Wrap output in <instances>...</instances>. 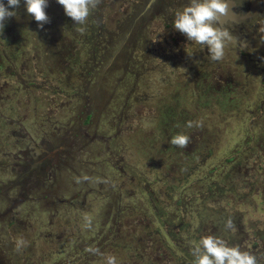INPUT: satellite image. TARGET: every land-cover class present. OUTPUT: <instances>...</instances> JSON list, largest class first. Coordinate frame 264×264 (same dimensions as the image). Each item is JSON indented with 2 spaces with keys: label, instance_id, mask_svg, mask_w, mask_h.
Returning a JSON list of instances; mask_svg holds the SVG:
<instances>
[{
  "label": "rangeland",
  "instance_id": "obj_1",
  "mask_svg": "<svg viewBox=\"0 0 264 264\" xmlns=\"http://www.w3.org/2000/svg\"><path fill=\"white\" fill-rule=\"evenodd\" d=\"M159 5L98 0L74 25L48 0L38 27L21 0L4 21L0 264H106L109 254L186 264L179 257L209 233L246 251L256 241L264 264V16L230 33L213 61ZM178 131L190 137L183 149L168 142ZM30 138L60 163L27 188ZM158 215L174 222L178 248Z\"/></svg>",
  "mask_w": 264,
  "mask_h": 264
},
{
  "label": "clouds",
  "instance_id": "obj_2",
  "mask_svg": "<svg viewBox=\"0 0 264 264\" xmlns=\"http://www.w3.org/2000/svg\"><path fill=\"white\" fill-rule=\"evenodd\" d=\"M56 3L62 6L64 14L71 18L74 25H84L98 0H56ZM20 4L21 0H0V31L6 18L16 15L15 9ZM47 5L48 0H23L25 12L38 22V27H42L49 19L45 11ZM228 7V0H186V3L174 8L172 27L182 33L187 41L201 46L202 49L206 46L209 59L219 61L223 58L226 43L231 38L230 32L220 24V18L226 16ZM77 30L83 31V28ZM195 126L200 127V123L196 122ZM186 127H193V122H187ZM168 142L183 149L190 142V137L187 133L178 131ZM224 227L228 230L234 229L231 216L225 219ZM25 243L23 238L18 239L17 250L25 246ZM86 251L103 255L96 247H88ZM190 251L192 264H257L253 253L242 250L239 245H230L225 239L211 233L194 241ZM104 259L106 264H119L115 255H106Z\"/></svg>",
  "mask_w": 264,
  "mask_h": 264
},
{
  "label": "flooded vegetation",
  "instance_id": "obj_3",
  "mask_svg": "<svg viewBox=\"0 0 264 264\" xmlns=\"http://www.w3.org/2000/svg\"><path fill=\"white\" fill-rule=\"evenodd\" d=\"M159 1H160L159 7L161 6L162 7L160 10H156L155 13L158 14V11L162 12L163 16L168 21H172V13H173V12L168 13V10L169 9L174 10L175 7H179L182 4L186 3V0H158V2ZM231 1L234 2L235 8L239 12V14H245L248 12L250 13V15L245 20H235L232 18H226L221 20L220 24L232 34L235 31H239L244 35L246 27L258 21L259 19H261L262 16H264V0H231ZM29 141H30L29 146H31V143L34 142V139L30 138ZM39 144H40L39 146H31L32 148H34L33 152L31 153L32 162L31 163L26 162L27 164L22 166V170L24 171L22 175H26L27 173H29V171L33 170L32 174H30V182L27 183V188H30V184L34 182H37L39 183V185H42L47 180L51 179V177H53L52 175L54 171L52 170V167L53 166L59 167L60 159L56 153V150L50 151V149H48L50 147L49 143L44 142V140L40 141ZM43 164L45 166H43L42 169L40 170L38 167ZM29 192L30 191H26V193ZM19 195L21 197L22 193L20 192Z\"/></svg>",
  "mask_w": 264,
  "mask_h": 264
},
{
  "label": "trees",
  "instance_id": "obj_4",
  "mask_svg": "<svg viewBox=\"0 0 264 264\" xmlns=\"http://www.w3.org/2000/svg\"><path fill=\"white\" fill-rule=\"evenodd\" d=\"M93 11V10H92ZM92 11L90 12V15L92 14ZM107 47V46H106ZM108 48V47H107ZM188 53H192V50L191 51H189ZM105 57V56H104ZM256 144V143H255ZM237 172V171H236ZM236 174H238V172L236 173ZM153 209L155 208L154 207V204H153V207H152ZM152 209V210H153ZM151 210V212H152V214H154V215H156L157 213H158V210H159V208L156 210V209H154V211H152ZM167 216V215H166ZM158 217L160 218V215H158ZM168 217V216H167ZM177 219H179V218H177ZM159 220H161V223H162V225L164 226V228H165V230H166V233H167V236L170 238V240H171V242H172V244H174V246L176 247V248H178V246H180L179 245V241H176V238H177V235H175V237L172 235L173 234V231L175 230V224H174V222L172 221V220H162V218H160ZM179 221V220H178ZM218 221V220H217ZM219 222V221H218ZM173 224V225H172ZM216 228H217V226H215ZM159 232V231H158ZM256 243V241H253V244L251 245V247L247 250V251H252L251 249H254L255 248V251L256 250H258V251H262L263 249H262V247L261 248H256L258 245L257 244H255ZM173 246V247H174ZM174 247V248H175ZM242 249V248H241ZM175 250H178V249H175ZM179 250H182V249H180L179 248ZM185 251V250H184ZM252 253V252H251ZM255 256H256V259H257V262L259 261V259H258V254L257 253H253ZM182 257L180 256L179 258L182 260L183 258L186 260V261H188V262H185L186 264L188 263V264H191V262H192V255H190V251H189V249H188V251H186V252H184V253H182ZM146 258H148L147 260H145L147 263L146 264H152V262H151V260H152V256H150V255H148ZM178 261V260H177ZM134 264H136V263H134Z\"/></svg>",
  "mask_w": 264,
  "mask_h": 264
},
{
  "label": "water",
  "instance_id": "obj_5",
  "mask_svg": "<svg viewBox=\"0 0 264 264\" xmlns=\"http://www.w3.org/2000/svg\"><path fill=\"white\" fill-rule=\"evenodd\" d=\"M228 4H229V7L227 9L226 16L221 17L220 21L223 20V19H226V18H232V19H235V20H245L250 15V13H248V12L245 13V14H239L237 9L235 8V5H234L233 1L228 0Z\"/></svg>",
  "mask_w": 264,
  "mask_h": 264
}]
</instances>
